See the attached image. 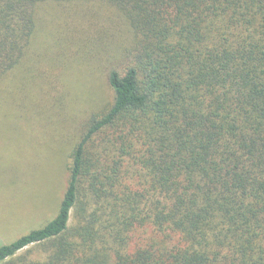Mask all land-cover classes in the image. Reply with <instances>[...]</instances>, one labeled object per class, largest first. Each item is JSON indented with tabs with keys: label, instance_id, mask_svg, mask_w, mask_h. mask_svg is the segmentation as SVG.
Here are the masks:
<instances>
[{
	"label": "trees",
	"instance_id": "16d2710c",
	"mask_svg": "<svg viewBox=\"0 0 264 264\" xmlns=\"http://www.w3.org/2000/svg\"><path fill=\"white\" fill-rule=\"evenodd\" d=\"M84 6L119 26L106 52L126 45V63L57 216L0 245V264L39 244L55 250L35 264H264V0H0L1 91L49 79L27 64L41 13Z\"/></svg>",
	"mask_w": 264,
	"mask_h": 264
},
{
	"label": "rangeland",
	"instance_id": "374dc122",
	"mask_svg": "<svg viewBox=\"0 0 264 264\" xmlns=\"http://www.w3.org/2000/svg\"><path fill=\"white\" fill-rule=\"evenodd\" d=\"M81 11L79 21L65 15L67 11L42 12L27 64L38 66L41 59L49 79L31 73L14 98L13 92L0 90V116L7 114V127L0 128V245L57 216L68 190L75 144L91 119L112 102L110 71L126 63V45L114 44L116 57L106 52L111 36L117 43L114 34H122L119 26L90 6ZM93 42L96 54L89 52ZM77 211L72 212L70 227L77 224ZM150 235L140 230L134 241L146 243ZM54 250L49 244L34 245L5 264L44 262Z\"/></svg>",
	"mask_w": 264,
	"mask_h": 264
}]
</instances>
